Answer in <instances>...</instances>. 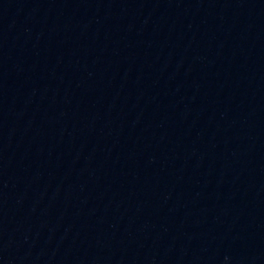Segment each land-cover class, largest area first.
Returning a JSON list of instances; mask_svg holds the SVG:
<instances>
[{"label":"water","instance_id":"water-1","mask_svg":"<svg viewBox=\"0 0 264 264\" xmlns=\"http://www.w3.org/2000/svg\"><path fill=\"white\" fill-rule=\"evenodd\" d=\"M0 264H264V0H0Z\"/></svg>","mask_w":264,"mask_h":264}]
</instances>
